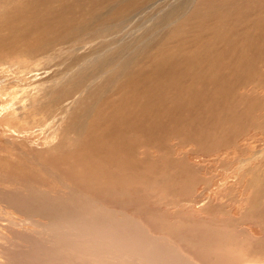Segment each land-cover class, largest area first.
<instances>
[{"label": "bare ground", "instance_id": "bare-ground-1", "mask_svg": "<svg viewBox=\"0 0 264 264\" xmlns=\"http://www.w3.org/2000/svg\"><path fill=\"white\" fill-rule=\"evenodd\" d=\"M93 1L0 0V54L15 51L11 48L15 42L42 41L40 52L44 57L49 61L65 60L59 66L64 69L66 78L77 82L80 73L84 79L77 83L84 85L91 77L99 81L90 84L96 101L104 105L103 109L91 108V113L101 116L87 124L85 133L91 141L81 137L82 131L75 133L68 125L71 137H63L64 141L45 151L46 155L66 165L74 157L73 152L78 153L82 161L81 175L92 181L90 187L107 197H119L118 181L123 187L129 180L153 182L155 179L159 184L180 180L181 173L188 170L180 163L185 159L174 157L173 147L174 150L179 148L182 140L200 146L208 138V116L218 108L233 107L235 90L250 81L249 72L256 63H264V0H194L190 11L177 6L161 16L158 14L160 7L165 6L164 0H151L155 1L153 5L141 13L136 8L137 1L139 6L143 5L141 0H114L105 8L103 16L92 13ZM49 3H60V6ZM152 12L158 17L149 19L151 25L143 27L146 15ZM80 40H85V44L78 46ZM108 45L114 46L116 51L109 50ZM76 49L80 56L75 55ZM3 58L4 55H0V65L6 67L0 71V85L4 94L10 92V99L5 103L12 109L0 119V132L9 136L6 147L14 150L16 146L26 147L29 143L26 139H32L27 136L34 134L36 129L42 130L53 118L58 119L44 109L50 100L62 95V88L53 79L54 75L51 86L45 71L48 68L42 67L41 55H29L30 60L12 65ZM72 64L74 68H71ZM113 77L117 84L109 80ZM36 82L39 84L32 87ZM14 87L21 90L16 91ZM258 87L264 93V77L259 79ZM34 90L39 94L33 95ZM19 92L24 94L20 101H28V105L20 108L11 103L18 98ZM263 93L255 104L251 97L244 98L242 108L248 117L264 108ZM1 100L5 101L3 97H0V103ZM200 119L202 125L199 128L197 122ZM257 124L264 129V121ZM100 125L104 127L105 137L97 142L88 131L99 130ZM14 136H21L23 140L14 142ZM170 141L178 144L173 146ZM147 147L158 152L161 159H152L146 154L139 159L138 153L144 154ZM213 150L206 144L207 153ZM105 152L113 155L110 158L112 170L108 159L101 161L97 157ZM14 162L13 158L0 159V184L18 186L15 190L0 189V201L22 215L24 223L34 217L47 223L40 229L43 233L29 234L31 241L29 238L27 242L33 243L34 248L28 252L20 251L25 254L27 264H31V253L38 250L35 245L39 248L47 245L55 256L62 255L87 264L194 263L169 241L149 237L150 242L168 243L174 254L167 245L163 250L157 249L156 244L147 242L144 228L134 218L104 211L95 200L71 187H66L67 192L63 188L65 192L46 193L34 187L33 183L38 181L36 174L23 168L26 178L21 183L23 178L5 170ZM161 163V167L156 166ZM42 171L49 174L46 168ZM28 176L34 178L31 180ZM50 177L59 180L62 187L66 186L61 179ZM175 183L172 184L174 189L180 182ZM258 197L260 204L253 211L256 221L263 224L264 190H260ZM210 232L208 234L214 231ZM217 246L222 247L221 242ZM104 252L110 256L105 258ZM14 254L13 262L20 263L23 257L18 256L19 250L14 248ZM42 257L49 259L51 254L45 251ZM72 262L76 261L58 263L57 259L58 264H76Z\"/></svg>", "mask_w": 264, "mask_h": 264}, {"label": "rangeland", "instance_id": "rangeland-1", "mask_svg": "<svg viewBox=\"0 0 264 264\" xmlns=\"http://www.w3.org/2000/svg\"><path fill=\"white\" fill-rule=\"evenodd\" d=\"M112 1L114 0H94L92 13L97 16H103L105 8ZM116 1L120 2V0ZM141 1L143 2L142 6H139L137 1L136 8L139 13L146 12L155 2L151 0ZM179 1L180 3L178 0H164L165 6L160 7L158 16L177 6H184L183 10H189L195 3L194 0ZM49 5L58 7L60 3H49ZM158 16L153 12L147 14L143 27H149L151 25L149 19H156ZM244 25H247V23H244ZM84 44L85 40H80L78 46ZM42 45V41H33L28 44L15 42L11 45V48H14L15 51L0 54L4 55L3 60L9 62V65L19 61L26 62L29 59V55H41L42 67L48 68L45 71L50 77V80H48L51 82V86L54 85V81L51 78L54 75L53 79H56V83L62 88V95L50 100L44 109V112L57 116L58 119L52 117L53 120L42 127V130L36 129L34 134L27 136L28 138L32 137V139L24 138L29 142L26 147L16 146L14 150L8 149L6 147V138L9 136L5 137L0 132V135L3 137L1 139L0 136V155L6 156L0 157V159L13 158L15 160L11 166L5 167L6 171L23 178L20 180L22 183L26 178V173L21 168L26 169L36 174L35 177L39 182L35 181L33 183L34 187L46 193H54L59 190L67 192L66 187L68 186L73 188L75 192L95 200L104 211H112L118 216L125 218H134L141 228H144L143 231L147 235V242L149 244L153 246L156 244L154 247L160 250L165 249L167 245L172 252L168 243L157 244L155 241L150 242L149 237L167 240L181 254L189 257L194 262L193 264H264V222L263 224L258 223L253 211L260 204L261 199L258 197V193H260V190H264V129L257 124L264 121V108L252 112L249 117L242 108L245 97H251V102L255 104L263 93L258 87V81L264 77V63H256L249 72L250 81L240 85V88L238 87L235 90V99L232 102L233 107L218 108L215 113L208 116V138L200 146H196L192 142L186 143L185 140H182V143H179V148L174 150L173 147L174 157L185 159L186 162L180 160V163L188 170L184 174L181 173L180 180H175L177 184L180 182L179 186L174 189L172 184L175 182L171 180H167L169 184L167 181H165L166 184H164L165 182L159 184L155 179H153V182L152 180H149V182L146 179L141 182L129 180L127 185L122 187L118 181L119 187L122 190L120 189L119 197L114 198L100 194L97 192L98 189L90 187V182L92 181H89L85 175H81L80 173L82 161L78 158V153L73 152L74 157L66 165L60 164L52 159L51 156L46 155V152L56 147L61 140L64 141L63 137H71L72 132L68 128V125L74 129L75 133L82 131L81 137H86L90 142L91 140L85 133L87 132V124L93 123L96 117H101L98 113H91V108L97 107L103 109L104 105L96 101V97L90 88V84H98L99 81H95L91 77L84 85L77 83L84 79L80 76V73L77 82L73 78H66L64 69H61L59 66L65 60L49 61L40 52ZM109 50H115L114 46L110 45ZM75 55L80 56V52L77 49L75 50ZM0 62L2 61L0 60ZM71 68H74L73 64ZM2 69H6V67L0 65V71ZM81 69V66H79L78 71L81 72ZM9 72L11 73V70ZM9 72L7 74H10ZM35 75L36 73H34ZM109 80L117 84L115 77ZM37 83L32 87L37 86L39 84ZM2 88L3 86L0 85V97H3L5 101L1 100L0 103V119L12 109V106L9 107L5 103L6 100L10 99L8 96L10 92L4 94ZM14 88H16V91L17 89L21 90L17 87ZM32 93L33 95H38L39 91L34 90ZM17 97L16 100L11 102L13 105L17 104L18 108L22 105H28V101H20L21 97H24L22 92H19ZM2 102L4 103L2 104ZM201 125L202 120L200 119L197 122V126L200 128ZM103 129L104 127L100 125L99 130L92 128L88 132L98 142L104 136ZM96 130L97 134L95 133ZM13 139H16L14 142L23 140L21 136H14ZM171 144L175 146L178 142L173 141ZM206 144H210L214 148L211 153H207ZM144 151V154L142 152L138 153L139 159L144 158L145 154L152 157V159H161L158 152L153 148L147 147ZM122 152L119 154H122ZM125 154L128 153L125 152ZM36 156L40 157L36 158ZM112 156L106 152L97 154V157L101 161L108 159L111 170L113 169V162L110 160ZM216 160H219V162L217 163ZM161 165L162 163L156 166L161 167ZM43 168L48 169L49 174L45 175L42 171ZM177 171H180V168H177ZM49 175L61 179V182H64L63 184L66 186L62 187L58 184L59 180L53 179ZM145 176L148 177V174L146 173ZM27 178L32 180L34 177L28 176ZM54 180L56 181L54 182ZM153 183L157 187L153 186ZM183 184L188 187H183ZM12 186L0 184V189H18L17 185ZM158 186L160 187L158 188ZM180 187L183 188L177 192ZM175 196L177 197L175 198ZM1 203L0 264H17L13 262V259L16 257L14 248L19 250L18 256L23 257L25 254L20 253L22 249L28 252L30 248H34L33 243L27 242L28 239L36 232L37 234L43 233L40 229L44 228L47 223L37 217L31 219L32 222L29 221L27 223L26 221L24 223L22 215L14 212L7 204ZM258 224L262 227L260 225L258 227ZM205 226L206 229H204ZM209 230L214 231L216 235L214 232H212L214 235L208 234L211 233ZM224 238L227 239L228 243H225L227 241ZM223 239L225 242H223ZM220 242L222 247H220L221 245L217 246ZM185 243L189 246H186ZM46 246L42 245L39 248V245L37 247L35 245V249L38 250L33 252L34 254L31 253V264H50L51 262V264H58L59 262L70 260L76 261L72 262L76 264H87V262L81 261V263L78 260H73L62 255L55 256V252L49 251L50 249ZM12 248L13 253L10 252ZM45 251L51 254V258L43 259L42 253ZM4 252L5 254L2 256ZM38 254H40V257L35 256ZM103 256L107 258L110 254L104 252ZM20 260L21 262L18 264H27L25 257Z\"/></svg>", "mask_w": 264, "mask_h": 264}]
</instances>
